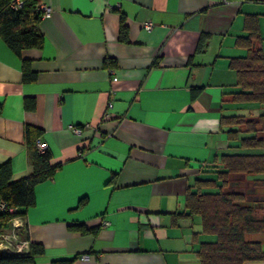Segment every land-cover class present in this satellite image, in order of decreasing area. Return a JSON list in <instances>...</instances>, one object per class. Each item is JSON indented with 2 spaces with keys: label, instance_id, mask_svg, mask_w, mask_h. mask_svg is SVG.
<instances>
[{
  "label": "crops",
  "instance_id": "0c3cea01",
  "mask_svg": "<svg viewBox=\"0 0 264 264\" xmlns=\"http://www.w3.org/2000/svg\"><path fill=\"white\" fill-rule=\"evenodd\" d=\"M35 2L51 9L39 47L17 54L0 36V163L12 180L32 172L28 124L56 166L20 216L22 252L41 244L30 264H199L214 235L188 215L186 194L237 153L221 116L263 113L234 100L230 62L246 54L248 18L264 54V0Z\"/></svg>",
  "mask_w": 264,
  "mask_h": 264
},
{
  "label": "trees",
  "instance_id": "16d2710c",
  "mask_svg": "<svg viewBox=\"0 0 264 264\" xmlns=\"http://www.w3.org/2000/svg\"><path fill=\"white\" fill-rule=\"evenodd\" d=\"M8 3L9 0H0V36L4 42L17 54L23 48L39 47L42 35L36 25L41 11L35 0H25L19 10L10 8ZM246 24L249 35L240 39V45L246 47V54L234 57L230 62L236 70V84L240 88L234 93V100L260 105L264 104V54L254 42V39L260 38L255 18H248ZM124 28H120V37L124 36ZM22 77L26 81L35 77L26 61L22 62ZM220 123L232 127L226 131L229 141L237 139L239 127L250 133L238 139L241 146H259L264 141V112L257 117L242 114L221 116ZM24 134L32 172L26 177L12 180L10 162L6 160L0 163V203L15 207L13 213L0 209V232L10 226L12 217L23 216L26 209L34 204V186L50 178L56 168L49 163V150L39 151L36 147L40 129L26 124ZM220 162L222 166L215 171L214 177L196 179L195 190L186 194L188 215L198 214L201 230L214 235V240L200 242L197 251L199 264H244L247 260L264 259V242L250 237L251 234L264 233V217L256 214L254 201L247 198L244 191L227 189L232 185L237 186L242 180L249 181L246 178L248 174L264 173V153H224L220 156ZM231 176L239 177L240 181L232 180ZM250 181L252 193L264 187V179ZM23 227L19 232L27 236ZM71 228L83 229L81 225ZM42 251L41 244L35 242H30L28 250L23 252L0 250V264H30L34 255ZM70 261L52 260L51 264H69Z\"/></svg>",
  "mask_w": 264,
  "mask_h": 264
},
{
  "label": "built area",
  "instance_id": "2783aa9c",
  "mask_svg": "<svg viewBox=\"0 0 264 264\" xmlns=\"http://www.w3.org/2000/svg\"><path fill=\"white\" fill-rule=\"evenodd\" d=\"M25 0H9V7L14 10H19L22 8ZM37 8L41 11L40 17H49L51 15V9L45 4H37ZM151 23L147 22L144 23L145 29L151 28ZM108 106H111V102H108ZM75 131H78L77 128H74ZM36 147L39 151H43L46 149V144L43 143L41 140L36 139ZM0 209H6L8 212L13 213L15 212V207L7 206L6 203H0ZM108 222L102 219V225H107ZM24 226V221L20 217V215H16L11 219V227L9 231L0 232V250H7V251H15L20 252L23 250V245L26 242L22 239L19 229ZM87 254H82L81 258H87Z\"/></svg>",
  "mask_w": 264,
  "mask_h": 264
},
{
  "label": "rangeland",
  "instance_id": "374dc122",
  "mask_svg": "<svg viewBox=\"0 0 264 264\" xmlns=\"http://www.w3.org/2000/svg\"><path fill=\"white\" fill-rule=\"evenodd\" d=\"M259 112H264V106ZM235 128V127H233ZM238 128V127H236ZM249 132L244 130L243 128L239 127V130L237 132V139L232 141V147L235 149L236 152L239 153H264V141L261 145L259 146H254V147H246V146H241L238 142V139L242 137L243 135H248ZM239 177L236 176H231L232 180H237ZM247 178L249 181H240L239 184L229 186L227 189L229 190H239V191H244L247 194V198L251 199L254 201L256 205V214L259 217H264V187L258 189L257 193H252V183L250 180L253 179H264V173H252L248 174ZM260 190V191H259ZM251 191V192H249ZM249 192V193H248ZM250 237L253 239H260L262 242H264V233H255L251 234ZM244 264H264V259H258V260H247Z\"/></svg>",
  "mask_w": 264,
  "mask_h": 264
}]
</instances>
